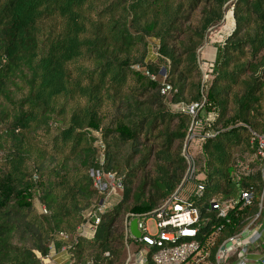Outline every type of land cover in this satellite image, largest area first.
I'll return each instance as SVG.
<instances>
[{"label":"trees","instance_id":"obj_1","mask_svg":"<svg viewBox=\"0 0 264 264\" xmlns=\"http://www.w3.org/2000/svg\"><path fill=\"white\" fill-rule=\"evenodd\" d=\"M181 103L201 105L194 121ZM262 133L264 0H0V264H43L53 243L72 264H125L126 221L176 191L195 141L199 241L214 261L259 212L260 175L237 165L257 169ZM101 154L124 187L94 237L77 238L104 199L90 177ZM241 189L252 203L218 219L209 201Z\"/></svg>","mask_w":264,"mask_h":264},{"label":"built area","instance_id":"obj_2","mask_svg":"<svg viewBox=\"0 0 264 264\" xmlns=\"http://www.w3.org/2000/svg\"><path fill=\"white\" fill-rule=\"evenodd\" d=\"M154 78V77H153ZM207 76L204 75V81ZM172 90L171 85L163 82L161 94L168 96ZM201 105L194 103L187 105L181 103L176 109L190 115L194 121ZM194 123L190 128L187 142L189 143L195 136L192 131ZM214 137V134H208ZM256 153L259 165L257 169H252L248 164L239 163L238 169L243 174L254 175L259 173L262 192L259 198V212L248 220L241 231L224 241L218 249L215 260H207L209 253L202 252L199 241L201 224V205L207 198L206 186L198 182L196 165L191 151H184V157L188 164L187 173L184 180L176 191L166 199L158 208L142 215H131L125 224L126 242L129 239L135 241V250L127 243V259L125 264H228L231 256L238 253L233 264H251L250 250L264 246V133L256 135ZM104 157L101 154L99 167L90 171L93 186L97 192L104 197L97 212L86 215L85 221L77 229V238L94 237L97 226L100 223L101 215L111 203L113 196L117 197L123 190V183L114 174L104 170ZM253 190L241 189L238 196L229 199H213L209 201L210 210L215 212L218 219L226 220L229 223V214L236 208L249 206L253 200ZM43 211L47 213L46 209ZM138 219V230L140 238H135L130 231L131 221ZM153 220L155 232L149 227V221ZM60 239L68 240V236L61 234ZM77 242V239L75 240ZM51 245L50 253L54 248ZM64 251L70 254V264L75 261L67 246H63ZM261 249V248H260ZM256 253V251H254ZM50 255V254H49ZM259 264H264V252H259ZM87 264H93L88 262Z\"/></svg>","mask_w":264,"mask_h":264},{"label":"crops","instance_id":"obj_3","mask_svg":"<svg viewBox=\"0 0 264 264\" xmlns=\"http://www.w3.org/2000/svg\"><path fill=\"white\" fill-rule=\"evenodd\" d=\"M209 48V49H208ZM216 50L211 46L203 47L201 51V59L206 62H212L215 58ZM63 246L54 245L53 250L50 255L43 260V264H70V254L67 251H64ZM259 252H252L251 264H259ZM196 264V263H195ZM204 264V260L201 262Z\"/></svg>","mask_w":264,"mask_h":264},{"label":"rangeland","instance_id":"obj_4","mask_svg":"<svg viewBox=\"0 0 264 264\" xmlns=\"http://www.w3.org/2000/svg\"><path fill=\"white\" fill-rule=\"evenodd\" d=\"M208 49H209V48H208ZM208 84H209V85L211 84V79H210V78H209V80H208ZM186 144H188V142H187ZM187 149H188V145H187L186 150H187ZM189 151H191V153L194 154V156H195L196 153H197L198 151H200V143H199L198 141L193 142V144L190 146ZM254 157H255V156H252V157L248 158V159H247V160H248L247 162L251 161ZM242 164H244L243 166H245V163H242ZM200 178H201V177H200ZM115 198H116L115 196L112 197V199H115ZM112 203H113V202H111V204H112ZM149 227H150V229H151L152 232H155V226H154V222H153V220H150V221H149ZM133 249L135 250L134 247H133ZM126 253H127V251H126Z\"/></svg>","mask_w":264,"mask_h":264},{"label":"water","instance_id":"obj_5","mask_svg":"<svg viewBox=\"0 0 264 264\" xmlns=\"http://www.w3.org/2000/svg\"><path fill=\"white\" fill-rule=\"evenodd\" d=\"M187 145L186 144V147L187 148ZM130 231L132 233V235L135 237V238H140L141 236V233L140 231L138 230V219L137 218H134L131 223H130Z\"/></svg>","mask_w":264,"mask_h":264}]
</instances>
